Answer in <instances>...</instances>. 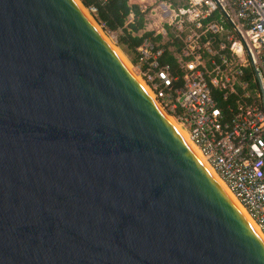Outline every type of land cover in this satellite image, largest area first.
<instances>
[{"label": "water", "instance_id": "obj_1", "mask_svg": "<svg viewBox=\"0 0 264 264\" xmlns=\"http://www.w3.org/2000/svg\"><path fill=\"white\" fill-rule=\"evenodd\" d=\"M0 264H264L72 0H0Z\"/></svg>", "mask_w": 264, "mask_h": 264}, {"label": "built area", "instance_id": "obj_2", "mask_svg": "<svg viewBox=\"0 0 264 264\" xmlns=\"http://www.w3.org/2000/svg\"><path fill=\"white\" fill-rule=\"evenodd\" d=\"M132 4L137 80L264 237V0Z\"/></svg>", "mask_w": 264, "mask_h": 264}, {"label": "trees", "instance_id": "obj_3", "mask_svg": "<svg viewBox=\"0 0 264 264\" xmlns=\"http://www.w3.org/2000/svg\"><path fill=\"white\" fill-rule=\"evenodd\" d=\"M86 8L90 5L96 7V13L93 18L102 28L107 31L120 30L121 33L117 37V43L124 46L128 51L133 53L132 62L136 61L135 47L140 43L142 38L147 33L141 36L133 35L142 27V17L138 14V7L136 4H128V0H79ZM133 14L132 22L125 24L126 17L129 13ZM125 24V25H124Z\"/></svg>", "mask_w": 264, "mask_h": 264}, {"label": "bare ground", "instance_id": "obj_4", "mask_svg": "<svg viewBox=\"0 0 264 264\" xmlns=\"http://www.w3.org/2000/svg\"><path fill=\"white\" fill-rule=\"evenodd\" d=\"M80 9V11L84 14V16L86 18L87 15L84 12L83 8H81V6L79 5V1L78 0H72ZM116 52V51H115ZM116 55L123 60L118 53L116 52ZM131 70V69H130ZM131 72L133 73V75L136 77V79L139 80V78L137 77L136 73L134 71L131 70ZM141 82V80H139ZM142 83V82H141ZM143 84V83H142ZM143 86L145 87V85L143 84ZM146 89V87H145ZM147 91V90H146ZM170 122L173 126V128L175 129V131L178 133V135L182 138V140L185 142V144L188 146V148L192 151V153L195 155V157L201 162V164L205 167V169L207 170V172L213 177V179L217 182V184L221 187V189L224 191V193L226 194V196L230 199V201L233 203V205L236 207V209L241 213V215L246 219V221L248 222V224L252 227V229L255 231V233L260 237L261 240L264 241V237L256 230V228L254 227V225L252 224V222L247 218V215L245 213V211L243 210V208L241 207V205L235 200V198L232 196V194L228 191V189L226 188V186L223 184V182L220 181V179L216 176V174L209 168L206 166V164L204 163L203 159L201 158L200 154L197 152L196 148L194 146L191 145L190 141L187 139L185 132L183 131V129L179 126V124H177L175 121H173L171 118Z\"/></svg>", "mask_w": 264, "mask_h": 264}, {"label": "rangeland", "instance_id": "obj_5", "mask_svg": "<svg viewBox=\"0 0 264 264\" xmlns=\"http://www.w3.org/2000/svg\"><path fill=\"white\" fill-rule=\"evenodd\" d=\"M136 1L137 0H128L129 4L135 3ZM79 5L81 6V8H83L84 12L86 13V15L88 17L87 19L95 27V29L98 31V33L101 35V37L107 42V44L113 50V52L115 54L117 52L118 55L123 59V60H121L117 56L121 60V62L124 64V66L130 72L132 70L136 73L137 72L136 64H135V62L134 63L132 62L133 53L128 51L124 46H121L120 44L117 43V37L121 33V31L120 30H116V31L104 30L101 27V25L94 20L93 16L86 10V8L80 3V1H79ZM149 21H151V20H149Z\"/></svg>", "mask_w": 264, "mask_h": 264}]
</instances>
